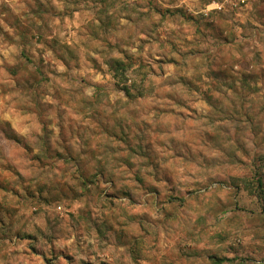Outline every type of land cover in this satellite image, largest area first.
I'll return each instance as SVG.
<instances>
[{
	"label": "clouds",
	"instance_id": "1",
	"mask_svg": "<svg viewBox=\"0 0 264 264\" xmlns=\"http://www.w3.org/2000/svg\"><path fill=\"white\" fill-rule=\"evenodd\" d=\"M257 2L106 0L101 4L86 0L84 6L91 9L90 19L93 14L101 18L109 16L114 24L107 32L98 33L102 43L97 44L85 37L89 55L99 52V69L104 73L99 79L103 82H92L95 74L88 75L86 62L82 72L71 70L62 77L73 111L80 117L94 120L99 128V132H94L90 126L81 127L85 124L84 119L69 120L67 117L71 113L66 114L64 123L70 125L69 140L75 145L78 159L83 150L85 160H91L94 165L99 161L100 165L111 169V162L122 158L127 149L113 148L110 135L104 134L105 129H109L110 133L122 130L129 134L134 141L133 147L149 143L151 133L160 130V102L168 94L172 96V103L165 105L168 110L174 104L185 107L194 104L197 107L193 118L198 130L228 125L230 131L221 133L219 141L211 147L205 145L187 151L177 145L172 149L173 152L184 153L182 160L175 161V165L185 173L183 179L200 181L196 185L198 206L193 207L191 203H186L183 208L172 206L169 209L172 220L165 219V213H160L157 219L150 221L148 234L141 232L136 236L142 255L135 261L128 252L131 243L114 248L101 241L87 223L82 225L79 220L60 219L64 213L57 216L55 205L51 211L42 208L41 198L53 197L51 191L45 190L37 192L31 200L11 202L19 211L12 218L4 217L5 224L0 225V234L6 233L11 241L0 239V264H37L39 258L33 260L32 254L26 252V245L16 240L14 233L17 230L37 235L40 241L37 247L51 249L54 245L62 248L67 244L78 259L91 264H99V260L104 259L111 264H195V261L187 259L193 253L199 254V264H209V255L223 254L229 246L238 249V254L246 258L245 264H264V197L259 193L248 196L245 191V184L252 180L255 171L264 173V167H260L256 160L257 154H264V108L261 107L264 105V76L260 77L258 92L255 90L256 81H249L246 85L242 80V73L253 70L264 72V17L256 15L253 5ZM51 3L61 13L73 10L72 0H51ZM241 4L244 6L241 7ZM189 16L195 20L186 22ZM221 16L226 27L225 35L234 33L239 37L227 48L218 41L210 40L202 28L199 33L196 30L200 25L195 21L203 24L206 19H219ZM142 32L159 42L155 50L149 45L147 51L153 55L158 52L167 61L173 55L172 49H175L178 63L166 76L157 78L154 75L150 70L152 60L137 59L144 57V51L137 50L143 49L140 41ZM238 45H243V48H238ZM197 52L198 59L190 60L189 53L195 56ZM226 53L227 58L222 59ZM123 54L131 57V66L126 72L110 71L104 61L113 57L122 59ZM213 63L217 66L223 64L235 80L231 77L225 79L227 87L221 88L208 75ZM245 64L248 66L245 67ZM182 76L186 77L184 84L180 82ZM166 84L171 87L165 88ZM117 86L119 89L127 88L131 95L125 96ZM214 89L219 90L223 101L220 111L195 103L202 99L205 92ZM148 122L151 127L147 126ZM30 127L37 132L40 130L38 125ZM253 128L258 130L259 135L251 134ZM168 134L172 135L171 132ZM73 136L79 139L72 140ZM5 145L0 150V172H4L3 166L8 164H21V160L14 157L13 146L7 142ZM165 145L171 148L167 139ZM168 159L174 161L175 158ZM184 159L190 161V165L184 163ZM23 160L29 162L27 156ZM33 168L35 171L29 169L22 172L25 177H34L28 181L33 186L41 182L49 185H55L57 181L71 182L64 168L59 170V175L54 168L46 171ZM116 174L126 173L117 168ZM208 177L214 181L210 186L205 183ZM177 179H180L179 175ZM13 181L14 185L20 184L15 177ZM237 190L240 195H236ZM87 199L90 200V197ZM71 200L72 195L69 194L67 201L61 196L56 203L67 207ZM86 202L81 200V206ZM34 212L36 215H33ZM107 235L111 240V234ZM44 237L52 243L49 244ZM54 264H60V261Z\"/></svg>",
	"mask_w": 264,
	"mask_h": 264
},
{
	"label": "rangeland",
	"instance_id": "2",
	"mask_svg": "<svg viewBox=\"0 0 264 264\" xmlns=\"http://www.w3.org/2000/svg\"><path fill=\"white\" fill-rule=\"evenodd\" d=\"M90 2L102 4L100 0ZM85 3L86 0H72L73 10L70 13H61L51 0H0V20H3V23H0V150L6 147L7 142L13 146L14 157L21 160L20 165L8 164L3 166L4 172H0V225L5 224L4 217L12 218L19 211L11 202L31 200L37 192L49 190L53 197H42V208L51 211L55 205L57 216L61 212L64 213L60 219L79 220L82 225L87 223L101 241L108 242L114 248L131 243L132 247L128 252L135 261L142 255L136 236L141 232L148 234L150 221L157 219L160 213H165V219L172 220L173 216L169 211L172 206L183 208L186 203H191L193 207L198 206L196 185L200 181L183 179L185 173L175 165V161L182 160L184 153L173 152L172 149L177 145L183 146L187 151H194L197 147L205 145L211 147L219 141L220 134L229 132L230 128L224 125L198 130L193 118L197 107L194 104L188 107L174 104L168 110L165 105L172 103V96L168 94L160 102V130L151 133L149 143L133 147L131 145L134 141L129 134L122 130L110 133L109 129H105L104 134L110 135L113 148L118 146L122 150L127 149L122 158L112 161L111 169L100 165L99 161L96 162V165H99L97 167L91 160H85L83 150L78 159L75 155V145L69 140L70 125L64 123L66 114L71 113L67 117L69 120L78 117L84 119L85 124L81 127L90 126L94 132H99V128L94 120L80 117L79 113L73 111L70 97L65 94V80L62 77L71 70L82 72V66L86 62L88 75L95 74L92 82H103L99 79L104 76L103 71L99 69V52L89 55L85 37L97 44L102 43L98 39V33L107 32L114 24L109 16L101 18L93 14L90 19L91 9L84 6ZM253 8L257 16L264 17V0H258ZM127 19L130 21V18ZM194 20L191 16L186 18V22ZM223 21V16L219 19H206L203 24L195 21L200 25L196 30L199 33L202 28L210 40L218 41L227 48L239 37L234 33L225 35L226 27ZM140 41L143 49L137 50L144 51V57L137 59L152 60L150 70L157 78L166 76L170 70L175 69L178 63L175 59V49H172V57L165 61L158 52L153 55L147 51L150 44L153 50L158 48V41L143 32ZM237 47L242 49L243 45ZM198 56L199 52L195 56L189 53L190 60L198 59ZM226 58L227 53L222 59ZM130 59L128 54H123L122 59L113 57L104 62L112 71L111 66L115 60L130 64ZM247 66L245 64V67ZM208 75L209 78L215 79L221 88L227 87L225 79L231 77L235 80L231 71L223 64L217 66L213 63ZM261 76H264V72L257 73L253 70L242 73V80L246 85L249 81H256L255 90L258 92ZM185 80L186 77L182 76L181 84H184ZM168 87L171 85L166 84L165 88ZM117 88L125 95L119 86ZM129 94L131 95L130 92ZM195 103L220 111L223 101L219 90L214 89L205 92L202 99ZM261 107L264 108V105ZM30 125H38L39 132ZM147 126L151 127V123L148 122ZM169 132L172 135L169 136ZM251 134L259 135V132L253 128ZM78 139V136L72 137V140ZM166 139L171 148L166 147ZM24 156L28 157L30 163L23 160ZM168 157L175 159L169 160ZM256 160L260 167H264V154H257ZM184 163L190 165V161L186 159ZM33 166L45 171L54 168L56 175L64 168L71 182L57 181L55 185L41 182L33 186L28 181L34 177L22 175V172L29 169L35 171ZM91 168L95 170L89 171ZM117 168L126 174L117 176ZM178 175L180 179H177ZM13 177L17 178L20 184L14 185ZM258 177L263 183L260 188L256 181ZM212 182V177L205 181L209 186ZM245 191L248 196L259 193L264 197V173L255 171L252 180L245 184ZM69 194L72 195V200L67 207L56 203L61 196L67 201ZM236 195H240L238 190ZM193 197L196 199H191ZM81 200H87L84 206H81ZM109 233L111 240L107 235ZM14 236L17 241L26 245V252L32 254L33 260L39 258L37 264H54L57 260L60 264H91L90 261L78 259L67 244L62 248L53 245L51 249H46L36 246L40 241L35 234L17 230ZM0 239L11 243L6 233L0 234ZM44 239L48 240L49 244L52 243L48 237ZM214 258H223L225 261L221 264L246 262V258L240 256L238 249L232 246L223 254L209 255V264L213 263ZM97 259L99 260V257ZM187 259L199 264L198 253L189 255ZM99 264L111 262L104 259L99 260Z\"/></svg>",
	"mask_w": 264,
	"mask_h": 264
},
{
	"label": "trees",
	"instance_id": "3",
	"mask_svg": "<svg viewBox=\"0 0 264 264\" xmlns=\"http://www.w3.org/2000/svg\"><path fill=\"white\" fill-rule=\"evenodd\" d=\"M100 1L102 2V4L106 2V0H100ZM112 64L113 65L111 66V70H114V71H116L118 73L126 72L128 67L131 66L130 64H124L123 62H121L119 60H115V62H113ZM121 90H123L125 92L126 96L130 95L129 94V90L127 88H124V89H121ZM256 181H257V185H258L259 188L263 186L261 178L258 177L256 179ZM223 261H225L223 258L222 259L214 258L212 264H221Z\"/></svg>",
	"mask_w": 264,
	"mask_h": 264
}]
</instances>
